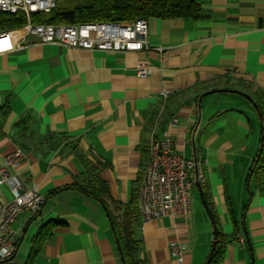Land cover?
I'll return each instance as SVG.
<instances>
[{
    "label": "crops",
    "instance_id": "0c3cea01",
    "mask_svg": "<svg viewBox=\"0 0 264 264\" xmlns=\"http://www.w3.org/2000/svg\"><path fill=\"white\" fill-rule=\"evenodd\" d=\"M196 1L198 19H149L150 49L140 52L29 36L0 43V168L46 198L37 216L24 212L13 224L15 256L46 226L35 264H124L118 234L133 221L140 264H178L173 243L183 245L182 264H205L214 233L197 236L194 214L191 227L173 217L144 223L132 205L152 134L169 132L178 152L204 161L203 188L229 237L220 264H264V164L252 172L262 135L264 0ZM12 198L1 185L0 201Z\"/></svg>",
    "mask_w": 264,
    "mask_h": 264
},
{
    "label": "built area",
    "instance_id": "2783aa9c",
    "mask_svg": "<svg viewBox=\"0 0 264 264\" xmlns=\"http://www.w3.org/2000/svg\"><path fill=\"white\" fill-rule=\"evenodd\" d=\"M58 0H0V12L17 15L24 13L27 25L18 29L22 38H36L41 43L62 45L68 48L115 52H140L149 50V22L139 19L124 23H89L78 25L34 24L31 17L38 13H50ZM1 34V33H0ZM141 78L148 77L146 63L137 67ZM178 119L173 118L171 126ZM148 161L138 191V210L144 223L164 217L180 218L191 227L193 191L197 183H206L204 161L201 157L187 159L177 151V142L169 133L158 137L154 132L148 144ZM22 155L20 150L6 158V163ZM7 185L13 195L9 202L0 201V263L10 259L17 244L13 224L24 212L30 218L37 216L46 198L36 184H24L18 175L6 166L0 168V186ZM171 255L178 264L184 261L183 245L173 243Z\"/></svg>",
    "mask_w": 264,
    "mask_h": 264
},
{
    "label": "trees",
    "instance_id": "16d2710c",
    "mask_svg": "<svg viewBox=\"0 0 264 264\" xmlns=\"http://www.w3.org/2000/svg\"><path fill=\"white\" fill-rule=\"evenodd\" d=\"M201 11L200 4L196 0H58L53 11L50 13L42 12L35 14L31 17V19L34 24H47L54 26L89 23H134L139 19L149 20L151 18L167 20L198 19L201 16ZM27 23L28 18L24 13L10 15L0 12V33L22 29L27 25ZM263 106L264 105L256 103V107L258 108L261 118L262 135L261 149L254 161V168L252 169V172L260 170L264 164ZM148 152L147 148L145 150V165L149 158ZM251 176L252 175H250V177ZM256 176L258 179L261 177V175ZM139 187L135 191L132 199V205L135 207L137 206V209ZM76 189L87 192V190L82 186H78ZM202 189L204 204L209 213L213 229H217L218 231V244L210 264H220L223 259V247L229 242V237L224 235L222 232L215 207L213 206V203H211L203 186ZM112 220L114 221L113 217ZM135 228L134 222L128 221L126 226L118 234L121 250L125 257L124 264H140L139 253L141 251L142 241L136 238ZM46 231L50 230L44 226L37 233L31 253L25 264H35L36 258L41 251V241L43 240V237L41 239L40 237Z\"/></svg>",
    "mask_w": 264,
    "mask_h": 264
},
{
    "label": "rangeland",
    "instance_id": "374dc122",
    "mask_svg": "<svg viewBox=\"0 0 264 264\" xmlns=\"http://www.w3.org/2000/svg\"><path fill=\"white\" fill-rule=\"evenodd\" d=\"M264 110V106H263ZM195 202V203H194ZM194 214V222L197 236L208 238L214 233L212 222L209 217L207 208L205 207L204 200L199 192L195 193V198L192 200V215ZM38 229H33L31 235H35ZM31 238L24 240L22 245L18 248L17 255L13 260L6 264H25L32 250Z\"/></svg>",
    "mask_w": 264,
    "mask_h": 264
},
{
    "label": "water",
    "instance_id": "95a60500",
    "mask_svg": "<svg viewBox=\"0 0 264 264\" xmlns=\"http://www.w3.org/2000/svg\"><path fill=\"white\" fill-rule=\"evenodd\" d=\"M196 187L199 189L200 195L203 198V189H202L201 184L197 183ZM217 244H218V231H217V229H214V240H213L212 247H211V250H210V252L208 254V257H207V260H206V263L205 264H210V262H211V260L213 258L214 252L216 250ZM118 247L120 249V253H121L122 260L125 263V257L123 255L122 250H121L120 243H118ZM14 257H15V255L13 257H11L10 259H8L7 261L2 262L0 264H6V263L10 262L11 260H13Z\"/></svg>",
    "mask_w": 264,
    "mask_h": 264
},
{
    "label": "bare ground",
    "instance_id": "6f19581e",
    "mask_svg": "<svg viewBox=\"0 0 264 264\" xmlns=\"http://www.w3.org/2000/svg\"><path fill=\"white\" fill-rule=\"evenodd\" d=\"M22 34V31H7L0 34V43L5 44H12L15 38H19Z\"/></svg>",
    "mask_w": 264,
    "mask_h": 264
}]
</instances>
